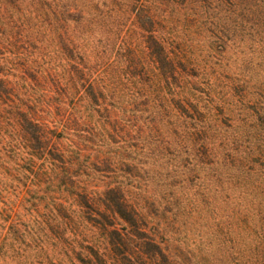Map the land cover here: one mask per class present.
Listing matches in <instances>:
<instances>
[{"label": "trees", "instance_id": "16d2710c", "mask_svg": "<svg viewBox=\"0 0 264 264\" xmlns=\"http://www.w3.org/2000/svg\"><path fill=\"white\" fill-rule=\"evenodd\" d=\"M2 224L18 264H264V0H0Z\"/></svg>", "mask_w": 264, "mask_h": 264}, {"label": "rangeland", "instance_id": "374dc122", "mask_svg": "<svg viewBox=\"0 0 264 264\" xmlns=\"http://www.w3.org/2000/svg\"><path fill=\"white\" fill-rule=\"evenodd\" d=\"M6 233H7V224H2L0 227V242L2 241L4 236H7ZM8 244L9 241H6L2 245L3 248L1 249V253L2 251L5 252L6 250H8ZM207 254L209 255V257L213 259L212 264H222L220 263L222 254L220 249L217 247L215 243H211V246H209V248L207 249ZM0 264H18V261H13L10 257L8 258L0 257Z\"/></svg>", "mask_w": 264, "mask_h": 264}]
</instances>
